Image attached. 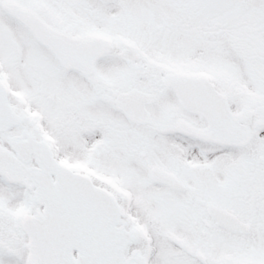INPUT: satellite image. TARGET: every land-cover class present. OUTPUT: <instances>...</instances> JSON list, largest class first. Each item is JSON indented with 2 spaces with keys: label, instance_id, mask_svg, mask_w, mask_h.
Masks as SVG:
<instances>
[{
  "label": "snow or ice",
  "instance_id": "6c2138e0",
  "mask_svg": "<svg viewBox=\"0 0 264 264\" xmlns=\"http://www.w3.org/2000/svg\"><path fill=\"white\" fill-rule=\"evenodd\" d=\"M0 264H264V0H0Z\"/></svg>",
  "mask_w": 264,
  "mask_h": 264
}]
</instances>
